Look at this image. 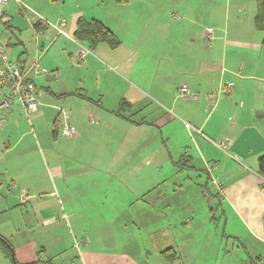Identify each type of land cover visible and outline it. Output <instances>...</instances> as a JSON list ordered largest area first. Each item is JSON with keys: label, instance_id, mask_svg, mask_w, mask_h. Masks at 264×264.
I'll return each instance as SVG.
<instances>
[{"label": "crops", "instance_id": "0c3cea01", "mask_svg": "<svg viewBox=\"0 0 264 264\" xmlns=\"http://www.w3.org/2000/svg\"><path fill=\"white\" fill-rule=\"evenodd\" d=\"M202 2L207 0H131L125 4L132 14L143 7L156 14L150 32L157 43L150 46L124 49L121 41L115 49L106 43L88 47L73 37L78 20L84 16L79 10L68 12L72 19L61 17L66 20L63 29L68 35L58 34L56 28L47 29L44 23L34 24L38 30L34 51L37 54L45 51L49 42L50 47L59 48L65 64L54 65L51 53L45 55V64L56 71L58 78L51 82L44 74L34 76L39 104L30 117L38 124H46L40 132L42 136L58 119L54 138L62 145L59 127L66 118L74 128V135L63 141L75 148L73 150H77L79 144L87 154H93V150L105 160L106 149L114 147L113 160L107 163L105 172L117 164L123 165L117 176L119 184L107 191H98L96 186L82 188L79 196L90 198L103 194L109 197L114 189L126 196L128 190L122 188L125 182L142 179L140 164L151 166L152 180L157 182L148 190L154 194L152 210L170 217L168 225L159 226L164 235L173 238L166 243L167 247L178 251L179 262L194 258L196 245H206L208 255L215 237H220L219 244L226 238V244L236 247L233 261L237 264H252V261L262 264L264 260H259L258 256L264 257V175L259 170V158L264 155V32L255 26L256 0H211L209 5L207 2L198 6ZM55 16L50 14L47 23L50 24L51 18L57 19ZM0 21L5 29L12 27L11 20ZM207 27L215 34L210 44L201 38ZM112 30L117 36L122 33L120 28ZM5 33L0 27V34ZM83 47L88 50L81 57ZM8 49L11 56L29 59L28 50L24 57L19 47ZM146 60L152 63L150 74L143 71L142 63ZM228 83L233 85L230 90L225 88ZM182 84H187L197 96L179 94ZM213 98H217L214 106ZM123 99L132 104V109L118 115L116 112ZM55 108L58 112L54 117ZM25 117L22 112L13 110L0 125V148H7L3 151L4 160H0V181L2 178L20 180L13 169L27 160L15 158L14 153L24 136L30 133ZM73 154L77 159L75 164L83 165L84 169L74 168L73 173H67L69 169L65 170L64 161L71 156L58 152L54 162L53 158L51 163L44 158L48 175L62 182L67 177L66 181L71 179L77 184L83 180L87 185L94 183L93 170H98L95 161L78 157L76 152ZM85 164L89 168H85ZM56 191L52 189L49 195L54 196ZM179 192L183 193L182 200L175 201L173 195ZM12 206L9 202L0 206V215L8 213ZM83 207L81 204L76 210ZM43 211L39 210L40 219L36 222L40 232L43 231L38 237L16 238L15 220L0 223V236L10 242L15 259L20 263L39 260L52 263L50 246L58 233L50 226L54 217H46ZM131 224L136 227L135 222ZM127 225L123 224L126 228ZM196 225H200V230L193 231ZM118 230L116 227L113 231L112 241L105 232L103 235L94 233V241L77 250L72 248L74 253L67 255L65 261L68 264H142L140 256L117 247L128 237ZM155 232L151 234L152 239L160 233ZM192 238H195L193 242ZM107 239L108 243L104 244ZM98 244H109L111 248H100ZM158 252L156 249V253H150L144 263L170 264ZM0 264H13L1 240Z\"/></svg>", "mask_w": 264, "mask_h": 264}, {"label": "rangeland", "instance_id": "374dc122", "mask_svg": "<svg viewBox=\"0 0 264 264\" xmlns=\"http://www.w3.org/2000/svg\"><path fill=\"white\" fill-rule=\"evenodd\" d=\"M210 1L211 0H207L208 5L211 3ZM207 2H202V4L198 6L206 5ZM234 9L237 10V7L235 6ZM73 10L82 11L81 13H83L84 19L90 20L92 18H98L102 19V21L111 28H120L122 33L118 37L121 39L124 49L130 46H150L157 43L150 32L151 26L156 19V14H152L153 12L151 13L148 7L140 8L136 13L132 14L126 9L125 4L116 3L114 0H9L3 5L0 4V19L3 21L11 20L12 27L9 29L6 28V30L4 27L5 24L0 21V27H3V30L6 31L5 34H0V40L4 41L6 45L9 43L12 44L7 45L8 52V48L10 47H19L24 51L22 54L24 57H26L27 53L25 50H28L30 60L40 56V63L44 66L42 64L40 65L47 68L50 72L44 74V76L46 80L49 79L52 82L58 78V74L56 71L50 70L49 66L45 64V55H47L48 52L51 53L54 65H64L65 59L64 56L59 53V48L55 46L50 47L49 42L46 43L47 47L45 51H40L38 54L34 51L38 34V30L34 24L42 21V19L45 20L44 22H47L46 19H48L50 14L54 16L56 14L58 16H55L57 19L51 18L53 21L48 20L50 24H48L47 29L54 28L52 24H57L59 22L58 18L65 17L68 19L70 17L72 19V15H69L68 12H73ZM4 12L7 16H2ZM232 12L235 17V10L232 9ZM233 13L231 16L232 18H234ZM4 16H6V18H2ZM235 19L237 20V18ZM202 40L204 43L210 44L204 39ZM11 55L10 57L12 59H16V57ZM142 64L145 74H150L152 70V63L150 60H146ZM57 107L59 108L60 106ZM55 112L54 117L58 112L56 108ZM148 118L151 119L149 116ZM26 122L30 133L24 136L14 153L15 158L27 160L25 164L15 166L13 169V174H19L20 180L10 181V179L5 180L2 178V181H0L2 183L0 184V206H6L8 202L10 205H14L11 209H7L8 213L5 212L0 215V223L2 221L15 220L16 229L13 231L17 233L16 238H25L26 236L38 237L40 233L43 232H40V228L36 226V222L38 221L37 218L40 219L39 210L44 209L43 214L45 216L54 217V221L50 226L53 225L54 230L58 233V237L53 239L50 246L53 264H68V261H65V259L67 255L70 256V253H74L72 248L77 250L78 247H84L82 246L83 244L94 241V233L103 235L105 232L111 236L110 240L112 241L113 231L116 227L122 231L124 236L128 235L126 241L121 242V245L117 247L129 251L135 256H140V258L143 259L142 264H147L146 262L144 263V261H146V257L150 253L154 254L156 253V249L167 247V240L173 241V238L171 237L169 239L168 236L164 235L161 229L162 226L168 225L171 221L170 217H164L161 212L159 215L158 212L156 213L152 210V206H154L152 203L154 194L150 191L151 194H149L148 190L155 186L157 182L152 180L153 175L150 174L151 166L140 164L142 179L139 178L137 180L134 178L131 181L125 182L126 186L123 184L124 187L122 188L128 190L126 196L120 195V191H114L115 189L111 191L112 196L106 194V196L109 197H105L103 194H97L90 198L79 196L78 192H80L79 190L82 188L90 187L91 189L96 186L98 191L102 189L107 191L119 184L117 182V176L121 173L123 165L121 167V165L117 164L113 169L105 172V170L108 169L107 163L113 160V155L115 153L113 151L114 147L112 146L106 149L107 154H105V157H107V159L104 160L103 155V158H99L93 150V154H87L82 145L80 146L78 144L79 148H76L77 150H73L75 148L66 145V141H63V139H70V137L64 136L59 127L58 137L63 138L62 142H64V145H62L59 140L54 138L53 123L51 124L49 132L45 130V137L40 133L46 128L45 123L38 124L32 120V128L27 118ZM17 136L19 137L20 134ZM1 143L3 144V142ZM95 147L96 152L100 154V149L97 146ZM6 149L5 146L0 148V160H4L3 151ZM58 152H66L71 156L68 161L61 159V161H64L65 170L67 171V169H69L67 173H73L74 168L76 170L84 169L83 165H78L79 163L75 164L77 159L74 157V152L77 153L78 157L80 155L86 160L95 161L94 163L98 170H93L95 171L94 183L87 185L86 180H83L81 184H77L71 181V179L66 181L67 177H65V180L62 182L48 175L43 165L44 158L49 163H51L50 160L53 158L54 162V158H56ZM111 157L112 159H110ZM85 168L89 167L85 164ZM91 178L88 179L91 180ZM106 185H108L109 188ZM56 186L59 187L57 191ZM52 189L56 191L54 196L49 195ZM143 192L144 195H141ZM182 194L181 192L174 194L173 199L175 201L182 200ZM20 195H22V197H20ZM22 198L24 200L20 202ZM81 204H83L84 207L77 211L76 207ZM156 215H159V217ZM201 216V220L204 221V214L201 213ZM131 222H135L137 228L134 227ZM125 223L128 224L127 228L123 226ZM94 225H96L95 228H93ZM140 226L142 227L141 230L138 228ZM30 227L33 229L29 230ZM158 227H160L159 230H157ZM199 227L200 225H196L193 231L200 230ZM207 228L209 229L210 226ZM218 230L222 232L221 228ZM13 231L8 230L9 233ZM155 231L160 233L152 239L151 234ZM81 232H84L83 236H79ZM48 238L51 239L52 237L48 236ZM219 238L220 237H215L216 241L213 246H210L211 252L209 251L210 253L208 255L205 254L208 252L206 245H196V248H194L193 245L192 247L197 250L196 256L187 260V262L181 260V264H199L200 261L202 262L200 264H237V262L233 261L235 252H237L236 247L233 248L230 243L226 244V238L219 244ZM108 239L104 244L108 243ZM194 239L195 238H192L191 242H193ZM115 240L118 241V239ZM123 240L124 239H121V241ZM104 244L98 245L100 248H111V245ZM217 248H219V251H216ZM38 249L40 248L38 247ZM10 253L13 260V257H15L14 248L13 252L11 251ZM47 255L48 252L46 251L45 256Z\"/></svg>", "mask_w": 264, "mask_h": 264}, {"label": "trees", "instance_id": "16d2710c", "mask_svg": "<svg viewBox=\"0 0 264 264\" xmlns=\"http://www.w3.org/2000/svg\"><path fill=\"white\" fill-rule=\"evenodd\" d=\"M130 1L131 0H114V2L119 3V4H127ZM256 3H257V13H256V17H255V26L258 30L264 32V0H256ZM63 20H64V23H63ZM44 21H40V23H44L45 26H48L49 22L47 23ZM40 23L37 22L35 24L40 25ZM65 24H66V20L64 18H61L59 20V24H57V25H62L64 27ZM208 29H212V28L207 27L205 29L203 35L201 36V38L204 39L205 41L209 42V43H212L215 39V34H214L213 29H212L213 38H210V36L208 35ZM73 37L77 41L84 42L90 48H95L100 43H106L110 48L115 49L121 44L120 38L114 33V31L107 24H105L102 20L97 19V18H92L90 20L80 18L78 20L77 28L74 32ZM0 41H2V40H0ZM2 42L4 45V51L7 53L9 59H12L9 55L8 50H7L6 43L4 41H2ZM263 43H264V37H263ZM37 58L31 59L30 61H28L29 59L28 60L27 59L21 60L19 58H16L15 60H17V62L19 64L25 66V68H28L29 66H31L33 64V62ZM38 74H40V73H38ZM35 75H37V74H35L34 71L30 72L29 80H32L34 82L35 90H36L37 96H38V87H37V84L34 80ZM227 85L228 84H226L225 88L227 87ZM232 87H233V85L231 86L230 89H232ZM230 89L226 88V90H230ZM38 99H39V96H38ZM131 109H132V104L129 101L123 99L121 101L120 107L116 113L118 115H122L121 114L122 112H127V111H130ZM17 110L26 115V118L29 120V122L31 123V126L33 128L32 120L30 117V114L32 112L29 114V117H28L24 111L19 110V109H17ZM60 119H62V117H60ZM57 120H55V122H54L53 135H56V132H57V122H56ZM63 121H64V119L60 122V128H61ZM61 132H62V130H61ZM259 170L264 175V155L259 158ZM0 240L3 243V249L5 250V252L12 257L10 252L11 251L13 252V247L10 244V242L3 236H0ZM158 253L164 259H166L167 262H169L170 264H175V263L181 264V262H179V259H180L179 253L174 247H165V248L159 249ZM258 259L264 260V257L261 258L260 256H258ZM13 264H23V263L18 262L15 259V257H13ZM26 264H52V263L50 261L39 260L37 262L26 263ZM252 264H259V262L258 261L257 262L252 261ZM262 264H264V262Z\"/></svg>", "mask_w": 264, "mask_h": 264}, {"label": "built area", "instance_id": "2783aa9c", "mask_svg": "<svg viewBox=\"0 0 264 264\" xmlns=\"http://www.w3.org/2000/svg\"><path fill=\"white\" fill-rule=\"evenodd\" d=\"M8 1L0 0V4L7 3ZM62 25H54V28L57 29L58 34L66 35L67 32H65ZM208 35L210 38H213L212 29H208ZM87 50L84 47L81 49V57L86 54ZM32 71L35 74L50 73L47 68L40 66L39 57L28 68L19 64L15 59H9L7 53L4 51L3 42L0 41V125L5 122L6 114L10 111L19 109L24 111L29 117V114L37 109L39 99L35 90V84L32 80H29V74ZM231 86L232 83H228L227 89H230ZM179 94L190 95L191 97L197 96L195 92L190 90L187 84L180 86ZM216 102L217 98L211 100L213 106ZM91 121L92 123L94 122V120ZM61 130L66 137H72L74 135V128L66 118L61 125Z\"/></svg>", "mask_w": 264, "mask_h": 264}]
</instances>
